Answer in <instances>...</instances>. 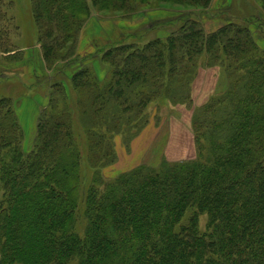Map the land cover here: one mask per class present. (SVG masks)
<instances>
[{"label":"trees","instance_id":"16d2710c","mask_svg":"<svg viewBox=\"0 0 264 264\" xmlns=\"http://www.w3.org/2000/svg\"><path fill=\"white\" fill-rule=\"evenodd\" d=\"M30 1L47 70L76 56L90 8L132 12L134 3L154 1L205 10L212 2ZM257 2L264 13V0ZM3 37L0 30V50ZM257 40L235 23L207 32L189 20L165 41L105 51L102 61L111 71L102 82L88 67L72 75V87L88 92L100 121L117 108L138 120L155 96L191 105L189 87L200 60L220 65L230 80L229 91L193 115L196 158L163 162L158 172L138 168L113 183L93 178L82 237L75 232L78 154L63 87H51L52 105L38 120L27 154L13 102L0 99V264H264V50ZM100 148L106 165L111 148ZM189 210L195 213L183 224ZM199 215L207 216L202 233Z\"/></svg>","mask_w":264,"mask_h":264},{"label":"rangeland","instance_id":"374dc122","mask_svg":"<svg viewBox=\"0 0 264 264\" xmlns=\"http://www.w3.org/2000/svg\"><path fill=\"white\" fill-rule=\"evenodd\" d=\"M86 1L90 6L89 0ZM2 6L4 21L0 23V30L7 51L0 50V99L10 98L13 102L25 154L33 151L38 120L52 105L51 87L57 85L65 91L63 98L68 106V122L78 154L80 184L75 232L81 237L86 225V194L93 178L98 174L105 183H113L118 176L138 168L158 172L163 162L196 158L198 147L192 131L193 115L205 102L229 91L230 80L228 72L220 65L206 67L204 60H200L189 87L191 105L170 103L155 96L138 120H128L117 108L106 121H100L90 107L88 92L72 87V75L88 67L95 70L102 82L111 71L102 61L105 51L119 46L142 48L155 40L165 41L189 20L203 23L207 32L227 22L248 27L264 50V13L257 0H212L205 10L154 1L136 2L132 12H97L90 8L84 26L86 40L76 56L47 70L40 59L31 1L3 0ZM98 144L111 148L106 165H101L103 150L98 149ZM200 144L203 155H207V139ZM194 213L195 210L187 211L182 223L186 224ZM206 225L207 216L199 215L201 233L206 231Z\"/></svg>","mask_w":264,"mask_h":264},{"label":"crops","instance_id":"0c3cea01","mask_svg":"<svg viewBox=\"0 0 264 264\" xmlns=\"http://www.w3.org/2000/svg\"><path fill=\"white\" fill-rule=\"evenodd\" d=\"M85 33H86V30H85V28H84L83 33H82L83 36L81 35V39H80V41H79V49H78V51H79L80 48L82 47L83 41L86 40V35H85ZM84 37H85V39H84ZM91 52H92V51H91Z\"/></svg>","mask_w":264,"mask_h":264}]
</instances>
